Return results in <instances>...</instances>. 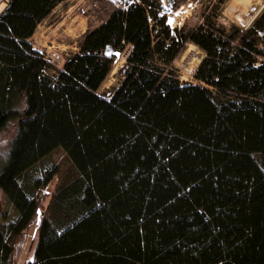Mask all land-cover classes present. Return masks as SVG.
Masks as SVG:
<instances>
[{
  "label": "trees",
  "instance_id": "trees-1",
  "mask_svg": "<svg viewBox=\"0 0 264 264\" xmlns=\"http://www.w3.org/2000/svg\"><path fill=\"white\" fill-rule=\"evenodd\" d=\"M66 1L7 0L0 14V137L14 129L0 189L18 213L0 222V264H19L33 227L26 264H264V11L246 30L213 7L172 31L162 3L141 0L54 76L28 41ZM187 44L205 54L198 86L172 70ZM128 46L121 86L98 96ZM59 148L77 178L52 197L39 193L51 175L23 186Z\"/></svg>",
  "mask_w": 264,
  "mask_h": 264
},
{
  "label": "rangeland",
  "instance_id": "rangeland-1",
  "mask_svg": "<svg viewBox=\"0 0 264 264\" xmlns=\"http://www.w3.org/2000/svg\"><path fill=\"white\" fill-rule=\"evenodd\" d=\"M159 1L167 10L168 25L172 31L195 30L203 23V14L213 7H219L217 14L222 24L246 30L264 11V0H175L177 9L174 11L167 8V0ZM129 4H141V0H67L58 5L38 26L34 36L28 42L37 52L59 51L66 62L80 53V45L87 34L105 24L114 12L128 10ZM6 5L7 0H0L2 12L6 9ZM160 15L164 16L163 13ZM130 51L131 47L128 46L116 60L111 74L98 91V96L108 98L109 94L114 93L121 86L122 79L119 77V71L125 65ZM204 57L205 54L196 46L187 44L184 47L172 64V70L181 84L199 85L194 80V74ZM59 73V70L51 66L50 75L57 76ZM13 135L14 129H11L0 137V151L7 149V143ZM50 175L52 182L39 193L49 194L51 197L77 178V170L62 148L55 150L30 170L22 179L23 186L30 189L36 181H45ZM49 200L50 198L45 203V207L48 206ZM0 201L5 213V218H2L0 222L15 223L18 213L10 205L1 189ZM36 242L33 227L23 244L19 264H26L33 260Z\"/></svg>",
  "mask_w": 264,
  "mask_h": 264
},
{
  "label": "built area",
  "instance_id": "built-area-1",
  "mask_svg": "<svg viewBox=\"0 0 264 264\" xmlns=\"http://www.w3.org/2000/svg\"><path fill=\"white\" fill-rule=\"evenodd\" d=\"M38 53L44 57V60L47 62V64L53 66L60 72L63 70L65 59L59 51L55 50L47 53L44 51H39Z\"/></svg>",
  "mask_w": 264,
  "mask_h": 264
},
{
  "label": "bare ground",
  "instance_id": "bare-ground-1",
  "mask_svg": "<svg viewBox=\"0 0 264 264\" xmlns=\"http://www.w3.org/2000/svg\"><path fill=\"white\" fill-rule=\"evenodd\" d=\"M1 12H2V9H0V13H1ZM125 56H126V55H125ZM192 71H193V70H192ZM192 71H191V72H192Z\"/></svg>",
  "mask_w": 264,
  "mask_h": 264
},
{
  "label": "water",
  "instance_id": "water-1",
  "mask_svg": "<svg viewBox=\"0 0 264 264\" xmlns=\"http://www.w3.org/2000/svg\"><path fill=\"white\" fill-rule=\"evenodd\" d=\"M6 6H7V5H6ZM131 51H132V49H131ZM131 51H130V52H131ZM129 54H130V53H129ZM38 220L40 221V217H39V219H38Z\"/></svg>",
  "mask_w": 264,
  "mask_h": 264
}]
</instances>
